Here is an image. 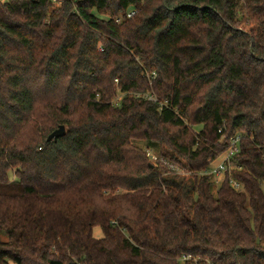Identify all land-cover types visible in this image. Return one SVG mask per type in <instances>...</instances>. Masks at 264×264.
Here are the masks:
<instances>
[{
	"label": "trees",
	"instance_id": "16d2710c",
	"mask_svg": "<svg viewBox=\"0 0 264 264\" xmlns=\"http://www.w3.org/2000/svg\"><path fill=\"white\" fill-rule=\"evenodd\" d=\"M1 234L0 264H264V0H0Z\"/></svg>",
	"mask_w": 264,
	"mask_h": 264
},
{
	"label": "built area",
	"instance_id": "2783aa9c",
	"mask_svg": "<svg viewBox=\"0 0 264 264\" xmlns=\"http://www.w3.org/2000/svg\"><path fill=\"white\" fill-rule=\"evenodd\" d=\"M133 13L129 14L130 17ZM150 101H155L152 96L147 97ZM239 136H235L228 143L225 151L217 159L212 161L209 166L208 174L213 177L215 185H219L228 176V181L232 189L238 191L241 188L239 182L231 178V171L235 168L234 157L239 152Z\"/></svg>",
	"mask_w": 264,
	"mask_h": 264
},
{
	"label": "rangeland",
	"instance_id": "374dc122",
	"mask_svg": "<svg viewBox=\"0 0 264 264\" xmlns=\"http://www.w3.org/2000/svg\"><path fill=\"white\" fill-rule=\"evenodd\" d=\"M4 1V0H2ZM248 22V20H246ZM252 25L251 22H249V27ZM245 28L248 29V26H245ZM122 95L120 93H117L115 98H113V103L116 104L120 99H121ZM193 132H198L200 130V126H192L191 127ZM135 144L141 148H144V144L141 142H135ZM148 152V156L150 157V162H152L153 164H155L156 160H159V162L164 165L165 167H167L170 170H173L176 175H178L179 177H184V178H188L189 177V173L184 170L183 168L180 167V165L176 164V163H170L165 157L160 156V151L158 150V148L155 149H149L147 150ZM9 178L11 180H14V176L13 173H9ZM93 235L96 238H100L102 236L101 231L99 228H95L93 230ZM1 240L2 241H6L7 237L5 234H1Z\"/></svg>",
	"mask_w": 264,
	"mask_h": 264
},
{
	"label": "water",
	"instance_id": "95a60500",
	"mask_svg": "<svg viewBox=\"0 0 264 264\" xmlns=\"http://www.w3.org/2000/svg\"><path fill=\"white\" fill-rule=\"evenodd\" d=\"M241 19V18H239ZM65 134V128L64 126H59L56 130H54L48 137H47V141H54L56 142V140L59 137H62Z\"/></svg>",
	"mask_w": 264,
	"mask_h": 264
}]
</instances>
